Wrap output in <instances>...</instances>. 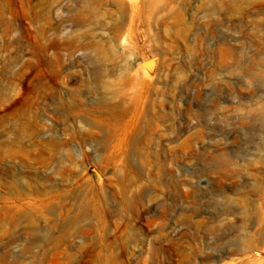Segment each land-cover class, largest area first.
Returning <instances> with one entry per match:
<instances>
[{"label":"rangeland","instance_id":"1","mask_svg":"<svg viewBox=\"0 0 264 264\" xmlns=\"http://www.w3.org/2000/svg\"><path fill=\"white\" fill-rule=\"evenodd\" d=\"M0 264H264V0H0Z\"/></svg>","mask_w":264,"mask_h":264}]
</instances>
